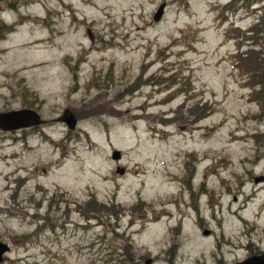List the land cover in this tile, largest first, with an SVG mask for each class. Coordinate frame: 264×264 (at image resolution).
I'll list each match as a JSON object with an SVG mask.
<instances>
[{"label":"rangeland","instance_id":"obj_1","mask_svg":"<svg viewBox=\"0 0 264 264\" xmlns=\"http://www.w3.org/2000/svg\"><path fill=\"white\" fill-rule=\"evenodd\" d=\"M16 3L0 0V106L30 104L45 123L26 140H0L2 264H233L264 254V182L253 183L264 177L254 95L259 83L264 97V62L258 79L243 72L264 0ZM65 109L73 131L55 122ZM204 174L220 208L205 209L197 229L187 209ZM91 199L103 208L87 209Z\"/></svg>","mask_w":264,"mask_h":264},{"label":"water","instance_id":"obj_2","mask_svg":"<svg viewBox=\"0 0 264 264\" xmlns=\"http://www.w3.org/2000/svg\"><path fill=\"white\" fill-rule=\"evenodd\" d=\"M163 9L164 4L158 7L156 13L152 17L153 22H157L160 19ZM40 117L41 116L32 109H19L16 111L0 113V130L9 132L28 128L33 129V127H39L45 123ZM55 122L64 125L68 131H73L77 123L75 117L68 109L63 110L60 116L55 119ZM119 157L118 152L114 151L111 153V161L117 162ZM115 173L121 176L123 175V170L116 169ZM261 182H264V178L262 177L253 180L254 184ZM202 235L205 236L204 233ZM7 253L8 246L6 243L4 244V242L0 241V264H2L3 256ZM142 264H151V260L146 259ZM237 264H264V258L261 255L253 256Z\"/></svg>","mask_w":264,"mask_h":264},{"label":"flooded vegetation","instance_id":"obj_3","mask_svg":"<svg viewBox=\"0 0 264 264\" xmlns=\"http://www.w3.org/2000/svg\"><path fill=\"white\" fill-rule=\"evenodd\" d=\"M18 1L19 0H10V1L6 0L7 8H9V10H13L15 7V4H17L16 2H18ZM0 12H1V10H0ZM7 29H8V26H7L6 22L4 20L0 19V43L4 40V38L2 36H3L4 32L7 31ZM14 101L17 102V105L15 107H8L7 105L0 106V113H6L8 111L9 112L10 111H16L19 109H32L33 108V107L30 108V104L24 105V107H19L20 102H18L15 99H14ZM32 110H34V109H32ZM37 128L38 127H33V129L28 128V129H20V130H14V131H9V132L0 130V140L1 141L6 140L7 142H9V141L10 142H12V141L16 142L17 140H19V137H22V139L26 140V138H27L26 132L35 131ZM16 171L18 172V170H16ZM207 177H210V176L208 174L202 175V177H201L202 179L199 178L197 180L196 184H194V181H191L192 187L196 188L197 196L195 197L194 202L191 203L189 208L187 209V213L191 214L192 217H194V219H195L194 227H196L197 229H202L204 227L203 220L201 219L202 218L201 214L203 211H205V209L212 210L213 207L220 208V206H219L220 203L218 202V203L212 204L211 199L208 195L210 191L207 188V179H205ZM262 178H264V177H262ZM221 187L224 188V185H221ZM225 191L228 193L227 189H225ZM192 192H194V190H192ZM203 198H206L205 203H203V200H202ZM218 198L220 199L219 195H218ZM191 199H193V197ZM232 201L234 202L235 198H233ZM203 233L205 234V237H207V238L211 236V233L208 230L202 231L201 235ZM259 255L263 256V258H264V254H262V253L250 254V251H248V253L246 254L245 260L250 258V257L259 256ZM240 262H243V261H240ZM237 263H239V262H237V261L233 262V264H237Z\"/></svg>","mask_w":264,"mask_h":264},{"label":"trees","instance_id":"obj_4","mask_svg":"<svg viewBox=\"0 0 264 264\" xmlns=\"http://www.w3.org/2000/svg\"><path fill=\"white\" fill-rule=\"evenodd\" d=\"M262 20H260L256 24V28H259ZM249 33H257V39H256V45L255 48L252 49V53H250V57L246 59V63L243 65L244 71L250 80H255L260 78V69H259V64L264 62V30H258V32L251 30ZM255 86L258 87L254 95H256V102L260 106V114L264 115V97H263V85L256 83ZM259 116V115H257ZM91 203H88L89 206H86L87 209H90L92 211H97L102 209L103 207L101 206H96L94 204V199H91Z\"/></svg>","mask_w":264,"mask_h":264}]
</instances>
